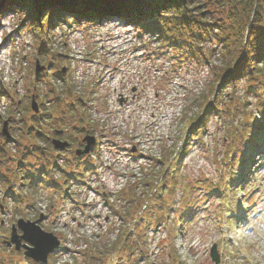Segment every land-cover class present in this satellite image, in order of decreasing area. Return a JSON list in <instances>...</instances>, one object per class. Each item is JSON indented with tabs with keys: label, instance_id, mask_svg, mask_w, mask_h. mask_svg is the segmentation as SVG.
<instances>
[{
	"label": "rangeland",
	"instance_id": "obj_1",
	"mask_svg": "<svg viewBox=\"0 0 264 264\" xmlns=\"http://www.w3.org/2000/svg\"><path fill=\"white\" fill-rule=\"evenodd\" d=\"M24 18V13L14 8H0V43L5 45L0 49V146L11 158L20 157L16 140L28 143L27 125L32 117L39 118L31 109L34 88L40 111L47 119L41 120L39 127L52 137V128H64L66 137L59 138L71 143L70 151L52 152L57 163L69 168L67 158L74 157L71 151L80 148L86 129L98 135L100 143L94 157L82 161L86 170L69 168L79 172L69 182L74 197L62 201L59 198H63L62 190L67 186L62 178H55L60 177V171H55L56 175L48 167L36 171L27 162L22 170L13 169L5 161L6 165L0 164V170L6 173L5 177L0 175V264H12V259L15 264H34L22 252L15 254L7 248L6 239L18 218L33 219L39 211L48 216L42 228L63 238V247L69 251L60 255V263L89 264L93 257L91 264H103L105 246L116 239L123 226L118 215L111 213L110 204L121 211L139 212L165 166L159 167L158 159L164 155L168 158L187 144L186 153L178 161V172L186 180L208 178L218 183L221 174L229 177L230 161L225 158L229 148L239 143L242 125L257 119L261 129L256 134L264 133V113L256 98L246 96L244 80L236 87L221 88L224 96L220 106L226 109L238 99V116L224 118L220 115H225L223 110H209L204 131L190 129L195 122L203 130V99L214 82L213 68L220 65L221 55H211L210 43L204 44L210 55L202 66L190 60L176 68V54H155V37L140 36L139 27L121 19L95 25L51 19L48 30L30 22L20 25ZM38 19L43 21L44 17L40 14ZM42 45L47 51L38 55ZM37 59L48 67L40 75L35 71ZM66 87L71 90L64 98L62 89ZM70 105L73 110L63 117L61 110L68 111ZM53 113H59L58 122L49 119ZM5 121L9 122V141L2 131ZM69 125L77 130L72 131ZM232 131L236 132L234 136ZM245 145L243 157L252 156L254 160L250 177H243L229 195L220 190L208 196L201 188L185 198L181 186L173 193L171 182L163 189V206L170 210L167 222L181 229L175 243L186 264H216L210 255L214 244L220 251L219 264H264V142L257 149ZM3 155L0 150V158ZM28 171L30 175L26 176ZM180 180L176 179L177 185ZM32 182L40 185H30ZM50 184H58V196L53 188L46 187ZM4 190L15 200L25 196L31 206L8 198ZM152 198V203L156 202L155 189ZM173 199L175 206L168 204ZM183 199L191 203L181 220L175 207L183 211ZM107 215L110 217L104 221ZM167 233L163 224L147 233L148 254L156 264H169ZM86 243L88 250L92 247L91 256L80 252ZM53 257L48 264H56ZM137 258L139 264L146 263V258Z\"/></svg>",
	"mask_w": 264,
	"mask_h": 264
},
{
	"label": "trees",
	"instance_id": "obj_2",
	"mask_svg": "<svg viewBox=\"0 0 264 264\" xmlns=\"http://www.w3.org/2000/svg\"><path fill=\"white\" fill-rule=\"evenodd\" d=\"M1 7L9 10L14 8L24 13L25 18L20 25L30 22L29 24L38 28L46 29H50L51 19L54 22L70 19L76 24L91 22L94 25L99 24L100 21L122 19L127 24L139 27L140 35L145 33L156 35L157 40L160 41L158 46L160 51L172 49L185 60L195 59L199 63L208 59L210 51L211 55L217 53L216 48L207 52L204 50L206 42L215 41L220 46L221 60L220 65L213 68L214 82L210 83L208 95L203 99V113L208 114V117L209 110H215L218 113L223 110L226 113L220 114L221 117L238 116L236 111L238 99H236L237 103L231 102L226 109L220 106L221 98L224 96V90L221 88L236 87L243 80L246 96L256 98L257 106L264 113V0H0ZM40 14L44 17L43 21L38 19ZM44 51L46 49L42 45L38 55ZM62 90L66 95L71 89L66 87ZM65 95L64 98L67 97ZM57 96L60 97L59 94ZM72 107V105L67 107L68 111L61 110V115L66 116L73 110ZM51 120L57 122L60 119L55 120L51 117ZM30 121L31 125H27L26 133L28 143L23 145V142L16 140L20 147V149L17 147V155L20 154V157L17 160L15 158L9 160L20 162L16 170H22L25 162L30 165L32 162L29 160L40 161L42 169L52 167L55 170L58 164H54L53 146L50 143L47 147L35 144L36 141L46 139L38 125L41 120L32 117ZM242 129L237 136L241 138L239 146L231 147L226 158L230 160L232 167L240 165L241 175L244 176L249 163L243 164L246 161L244 158L240 159V154L244 152L245 142L257 143L255 135L258 129L257 120L249 119L242 125ZM244 131H247L246 134ZM231 134L234 136L236 132L232 131ZM183 152L177 150L174 156L176 154L180 156ZM7 156H9L8 153ZM174 156L166 162L163 159L158 160L160 166L165 164L166 167L162 169L157 184H152L153 189L155 186L158 188L157 196H162L163 188L169 185V182L172 183L174 193L178 183L176 179H185L178 171H175L178 162L174 161ZM31 166L33 170H37L34 165L31 164ZM29 175L28 171L26 176ZM223 176L219 186L209 179L203 180V183L183 182L181 183L183 196L190 197L194 189L201 186L209 192L219 188L226 191L242 177H238L236 173L231 174L229 181L224 180ZM183 200L184 206L190 205V200L187 202ZM163 204L161 201L156 207L146 206L145 202L140 204L138 217L130 212L124 213L122 231L115 240L105 246V264H139L137 256L146 258L145 264H154V262L156 264V261H151L148 254L147 233L152 227L158 228L169 220L168 209H164ZM173 204L176 203L173 202ZM161 209L164 210L163 215H159ZM168 230L169 264H186L181 260L175 243V236L180 233L179 228L172 223L168 226Z\"/></svg>",
	"mask_w": 264,
	"mask_h": 264
},
{
	"label": "water",
	"instance_id": "obj_3",
	"mask_svg": "<svg viewBox=\"0 0 264 264\" xmlns=\"http://www.w3.org/2000/svg\"><path fill=\"white\" fill-rule=\"evenodd\" d=\"M46 66L41 65L40 60H37L36 74H40L41 71L45 70ZM32 109L38 113L40 111L39 104L33 95ZM8 122L4 124L3 132L10 137L8 132ZM87 145L83 151L78 150L77 153H89L91 146L95 143V138L93 136H87L85 139ZM56 148H64L68 145V142H63L61 140H54ZM44 219V215H41L37 221H26L20 219L17 225H13L11 240L16 244V249L21 250L25 248V255L33 258L36 262L48 261L49 254L59 247L60 241L57 236L51 232L44 231L39 223ZM18 229L23 231L22 235L18 234ZM25 241L26 243H23ZM11 244V243H10ZM211 256L213 260L219 263V254L217 252V245H214L211 249Z\"/></svg>",
	"mask_w": 264,
	"mask_h": 264
},
{
	"label": "bare ground",
	"instance_id": "obj_4",
	"mask_svg": "<svg viewBox=\"0 0 264 264\" xmlns=\"http://www.w3.org/2000/svg\"><path fill=\"white\" fill-rule=\"evenodd\" d=\"M5 48V45L3 43H0V49Z\"/></svg>",
	"mask_w": 264,
	"mask_h": 264
},
{
	"label": "flooded vegetation",
	"instance_id": "obj_5",
	"mask_svg": "<svg viewBox=\"0 0 264 264\" xmlns=\"http://www.w3.org/2000/svg\"><path fill=\"white\" fill-rule=\"evenodd\" d=\"M53 138V137H52ZM57 138V137H56Z\"/></svg>",
	"mask_w": 264,
	"mask_h": 264
}]
</instances>
